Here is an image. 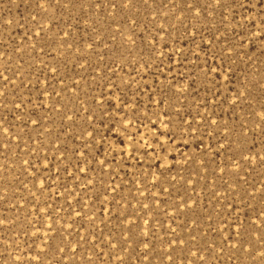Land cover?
Segmentation results:
<instances>
[{
    "label": "rangeland",
    "instance_id": "rangeland-1",
    "mask_svg": "<svg viewBox=\"0 0 264 264\" xmlns=\"http://www.w3.org/2000/svg\"><path fill=\"white\" fill-rule=\"evenodd\" d=\"M0 73V264H264V0H0Z\"/></svg>",
    "mask_w": 264,
    "mask_h": 264
},
{
    "label": "snow or ice",
    "instance_id": "snow-or-ice-1",
    "mask_svg": "<svg viewBox=\"0 0 264 264\" xmlns=\"http://www.w3.org/2000/svg\"><path fill=\"white\" fill-rule=\"evenodd\" d=\"M128 2L131 3V0H128ZM145 2H147V0H145ZM216 3H219V0H216ZM37 35H39V33H37ZM0 77H3V79H5V80L8 79L6 76L3 75V73H0ZM0 94H2V93H0ZM234 103H235V101H234ZM16 107H20V105L17 104ZM69 119H70V117H69ZM35 123H36V121L34 120L33 124H35ZM145 207H147V205H145ZM2 223L3 222L0 221V224H2ZM113 247H115V245H113ZM146 247H147V245H146ZM61 251H63V249H61ZM261 255H264V253H261Z\"/></svg>",
    "mask_w": 264,
    "mask_h": 264
}]
</instances>
